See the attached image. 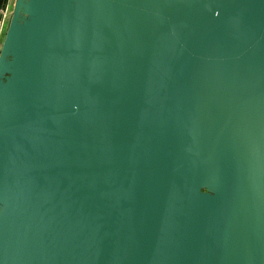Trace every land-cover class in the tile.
<instances>
[{"label": "water", "instance_id": "obj_1", "mask_svg": "<svg viewBox=\"0 0 264 264\" xmlns=\"http://www.w3.org/2000/svg\"><path fill=\"white\" fill-rule=\"evenodd\" d=\"M0 264H264V0H13Z\"/></svg>", "mask_w": 264, "mask_h": 264}, {"label": "built area", "instance_id": "obj_2", "mask_svg": "<svg viewBox=\"0 0 264 264\" xmlns=\"http://www.w3.org/2000/svg\"><path fill=\"white\" fill-rule=\"evenodd\" d=\"M12 7V0H7L4 8L1 10L0 15V46L5 33L6 25L9 19L10 11Z\"/></svg>", "mask_w": 264, "mask_h": 264}, {"label": "rangeland", "instance_id": "obj_3", "mask_svg": "<svg viewBox=\"0 0 264 264\" xmlns=\"http://www.w3.org/2000/svg\"><path fill=\"white\" fill-rule=\"evenodd\" d=\"M12 2H13V0H12Z\"/></svg>", "mask_w": 264, "mask_h": 264}]
</instances>
